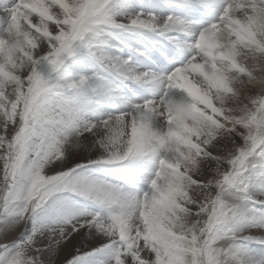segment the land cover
I'll return each instance as SVG.
<instances>
[{
    "label": "snow or ice",
    "instance_id": "6c2138e0",
    "mask_svg": "<svg viewBox=\"0 0 264 264\" xmlns=\"http://www.w3.org/2000/svg\"><path fill=\"white\" fill-rule=\"evenodd\" d=\"M264 264V0H0V264Z\"/></svg>",
    "mask_w": 264,
    "mask_h": 264
},
{
    "label": "bare ground",
    "instance_id": "6f19581e",
    "mask_svg": "<svg viewBox=\"0 0 264 264\" xmlns=\"http://www.w3.org/2000/svg\"><path fill=\"white\" fill-rule=\"evenodd\" d=\"M93 264H94V262H93Z\"/></svg>",
    "mask_w": 264,
    "mask_h": 264
}]
</instances>
